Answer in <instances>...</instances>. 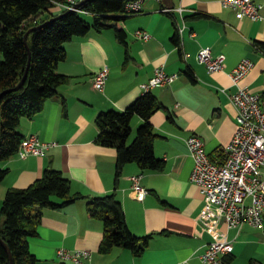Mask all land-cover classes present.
I'll return each mask as SVG.
<instances>
[{
    "label": "crops",
    "instance_id": "0c3cea01",
    "mask_svg": "<svg viewBox=\"0 0 264 264\" xmlns=\"http://www.w3.org/2000/svg\"><path fill=\"white\" fill-rule=\"evenodd\" d=\"M222 1L148 0L144 12L134 16L138 29L132 35L122 25L131 17L120 22L128 35V47L112 29L93 30L66 44L67 59L59 65V73L70 82L59 88L40 114L23 120L19 129L24 137L37 135L56 146L43 157L21 159L17 155L0 162V170H9L0 185V213L9 189L28 188L46 169L61 171L71 180L72 193L85 197L63 209L44 210L39 235L30 240L37 264H72L58 259L61 248L89 250L91 264H205L201 256L213 237L199 225L205 200L199 186L191 182L195 162L186 141L201 137L207 153L219 159L238 129L231 96L239 87L264 93V51L257 46L264 44V9L258 22L240 20ZM254 1L264 4V0ZM163 8L174 11L167 14ZM139 30L147 31L151 38L138 39ZM177 30L182 53L173 42ZM204 47H211L214 56L226 55L222 71L210 73L198 62ZM245 59L255 67L236 86L231 74ZM104 67L109 68L110 76L105 91L99 92L93 78ZM158 67L179 75L172 85L152 91L164 106L151 123L158 135L155 154L165 162V169L144 171L136 163L128 164L117 185L118 153L97 143L96 118L111 110L125 111L145 95L141 85L154 77ZM189 69L194 81L186 73ZM142 124L143 119L135 117L130 142ZM140 175L141 185L149 191L144 199L133 190L132 177ZM114 192L130 231L139 238L150 237L141 256L123 247L109 254L99 251L105 224L90 216L88 203ZM222 231L228 232L234 245L233 254L223 258L224 264H264V230L245 225L241 230L223 226Z\"/></svg>",
    "mask_w": 264,
    "mask_h": 264
},
{
    "label": "trees",
    "instance_id": "16d2710c",
    "mask_svg": "<svg viewBox=\"0 0 264 264\" xmlns=\"http://www.w3.org/2000/svg\"><path fill=\"white\" fill-rule=\"evenodd\" d=\"M67 0H0V162L18 155L24 137L19 129L23 120L40 114L46 103L58 94L70 78L59 73L67 59L66 44L91 31L114 30L118 41L128 47V35L120 24L126 17L125 0H90L82 6L93 16V23L80 13L60 10L55 2ZM61 19L51 22L53 19ZM30 33V34H29ZM29 34L28 43L26 35ZM182 53L179 30L173 38ZM264 51V44H257ZM187 75L194 81L193 72ZM24 85L17 89L25 79ZM66 108V105H64ZM164 106L147 93L125 111L111 110L96 118L97 143L117 150L116 184L128 164L144 171H163L165 162L155 154L158 137L151 118ZM135 117L143 119L136 137L130 142ZM9 170H0V185ZM84 196L72 193V183L61 171L46 169L43 176L25 189H9L0 213V238L10 249L14 264H37L30 240L38 237L44 210L66 208ZM89 214L104 221L100 253L109 254L123 247L141 256L150 237L139 238L129 229L117 192L88 203ZM0 264H11L8 250L0 241ZM255 264V263H253Z\"/></svg>",
    "mask_w": 264,
    "mask_h": 264
},
{
    "label": "built area",
    "instance_id": "2783aa9c",
    "mask_svg": "<svg viewBox=\"0 0 264 264\" xmlns=\"http://www.w3.org/2000/svg\"><path fill=\"white\" fill-rule=\"evenodd\" d=\"M84 1L67 0L55 4L60 10L90 14L82 8ZM147 1L125 0L123 16L142 14ZM222 5L234 11L240 20L258 22L263 18L264 4L254 0H223ZM162 11L171 14L174 10L163 8ZM180 12L183 13V10ZM136 37L148 41L151 35L139 30ZM226 59L225 54L214 56L211 47L202 48L197 56L198 62L205 65L210 73L222 71ZM254 67L251 60H243L231 74L234 85L240 86ZM109 76L108 67L101 69L93 78L94 88L104 92ZM178 79L179 75L168 74L164 67H158L154 77L142 84L141 89L145 94L151 93L158 87L172 85ZM231 100L238 112V129L230 144L223 148L219 159H213L207 153L201 137L192 136L186 141L195 162L191 182L199 186L205 200L199 225L203 232L213 237L212 243L201 256L205 264H224L223 258L234 252L233 242L229 239L228 232L222 231L223 226L229 230H241L248 225L264 230V93H253L249 88L239 87ZM55 146V143L44 142L39 136L31 135L23 140L18 156L21 159L43 157ZM142 179V175L132 177L133 190L139 199H144L149 194L141 185ZM57 257L72 264H91L92 252L61 248Z\"/></svg>",
    "mask_w": 264,
    "mask_h": 264
},
{
    "label": "rangeland",
    "instance_id": "374dc122",
    "mask_svg": "<svg viewBox=\"0 0 264 264\" xmlns=\"http://www.w3.org/2000/svg\"><path fill=\"white\" fill-rule=\"evenodd\" d=\"M63 11H65V10H63ZM65 12H69V11H65ZM81 17H82L84 20H86L87 22H89V23H93V16H92V15H90V14H81ZM137 18H138V17H131V18H129V19L127 20V22L124 21V22L122 23V25L125 26V28L127 29V31H129V34H131V35H132L133 32H135V29H136V30L138 29L137 26H136V24H137V21H136ZM135 27H136V28H135ZM133 28H134V29H133ZM113 32H114V31H111L112 34H114ZM0 58H1V56H0Z\"/></svg>",
    "mask_w": 264,
    "mask_h": 264
},
{
    "label": "water",
    "instance_id": "95a60500",
    "mask_svg": "<svg viewBox=\"0 0 264 264\" xmlns=\"http://www.w3.org/2000/svg\"><path fill=\"white\" fill-rule=\"evenodd\" d=\"M89 1H90V0H85L81 5L83 6L84 4H86V3L89 2ZM69 13H70V11H69ZM64 15H66V14L61 15L59 18L53 19L51 22H55V21H57L58 19H61ZM29 34H30V33H29ZM29 34L26 35V43H28V37H29ZM25 80H26V77H25V79L21 82V84L18 86L17 89L21 88V87L24 85ZM0 241L3 243L4 247H5V248L8 250V252H9L11 264H14L13 255H12L10 249L8 248L7 244L4 243V242L1 240V238H0Z\"/></svg>",
    "mask_w": 264,
    "mask_h": 264
}]
</instances>
